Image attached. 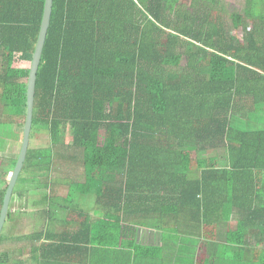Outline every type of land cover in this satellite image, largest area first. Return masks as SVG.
<instances>
[{
	"label": "trees",
	"instance_id": "obj_1",
	"mask_svg": "<svg viewBox=\"0 0 264 264\" xmlns=\"http://www.w3.org/2000/svg\"><path fill=\"white\" fill-rule=\"evenodd\" d=\"M45 2L0 0V124L22 117L24 127L30 67L16 62L33 58ZM245 2L227 16L223 0H54L31 133L44 130L48 144L29 147L22 172L73 175L70 188L132 242L144 219L169 216L175 232L213 248L181 264H264V248L261 261L247 254L259 250L250 238L264 244V0ZM84 215L90 232L114 234ZM233 216L241 229L226 234ZM14 251L0 250V263Z\"/></svg>",
	"mask_w": 264,
	"mask_h": 264
},
{
	"label": "crops",
	"instance_id": "obj_2",
	"mask_svg": "<svg viewBox=\"0 0 264 264\" xmlns=\"http://www.w3.org/2000/svg\"><path fill=\"white\" fill-rule=\"evenodd\" d=\"M245 1L223 0L227 6V15L231 16L242 10L243 7H239V4L245 5ZM40 147L42 146L34 148ZM37 178L34 179V188L26 190L25 204L13 209L19 216H13L9 221L8 228L13 230V242L7 243L3 252L10 249L15 250L14 254L18 252L17 257L14 255L15 264H181L190 258L196 260L203 249L205 255L200 258L214 254L213 248L208 249L207 243H203L205 239L199 241L203 245L197 246L196 237H182L179 232H175L179 225H175L177 222L169 216L144 219L136 228L135 241L132 242L131 230L125 226L121 228V223L108 221L106 212L103 214L101 210L97 211L96 203L87 210L81 207L86 201L85 194L78 188H70L71 180L67 174L47 173L44 179L43 176ZM42 180L44 184L40 183ZM42 186L45 187L44 190L40 188ZM85 211L94 220L105 218L107 224L114 223V234L108 235L106 227L101 226L94 227L90 232L88 224H85ZM152 219L158 226V221H165V229H161V226L155 228L156 223ZM236 220L233 216L231 223H236ZM224 227L225 231L229 229ZM67 234L74 238L73 243L58 240L65 238ZM24 236L27 241L22 242ZM107 236L112 238L109 242L114 241L111 245L97 242ZM17 237L20 238L18 242L15 241ZM86 240L88 242L84 245L82 242ZM221 254L224 256V252Z\"/></svg>",
	"mask_w": 264,
	"mask_h": 264
},
{
	"label": "rangeland",
	"instance_id": "obj_3",
	"mask_svg": "<svg viewBox=\"0 0 264 264\" xmlns=\"http://www.w3.org/2000/svg\"><path fill=\"white\" fill-rule=\"evenodd\" d=\"M187 1V0H185ZM228 1V0H227ZM233 1V0H232ZM239 2H243L244 0H238ZM239 7H244V3H240ZM229 9V8H228ZM232 9V8H230ZM232 12V11H230ZM230 14V13H228ZM228 16V15H227ZM241 27L238 26L237 28V32L238 34L242 33L241 32ZM31 62L32 59H28V60H22V61H18L16 62L17 66H22V67H30L31 66ZM22 121L23 118L22 117H17L15 122L12 123H7V124H0V188L4 185V180H8L10 178L11 173H6L5 170L9 169L8 165L11 162V159H14L16 157H18L19 152H20V148L22 145V141H23V125H22ZM69 136H68V140H69ZM48 143V135L47 132H45L44 130H39L37 131L36 128L33 131V137L31 138V142H30V146L31 147H37V146H45ZM225 160L221 159L220 163L225 164L224 162ZM57 166H59L60 168L56 169L58 171H67V169H70V165H69V160H58V162L56 163ZM185 165L188 168H192L195 169L197 167V153L194 151H187L185 152ZM43 176H45L47 174L46 171H44L43 173H41ZM33 175L30 171H23L20 177V180L17 182L15 189H14V193H13V197L11 200V205H10V210L12 211V218L13 216H19V213L17 211H13L14 207H19L20 205H24L25 204V200L27 198V191L31 188H34V186L36 185V182L33 179ZM44 179V178H43ZM40 183L44 184V180L40 181ZM43 190L45 189L44 186L40 187ZM22 192V194H20ZM22 195V196H21ZM86 199V198H85ZM86 199V201H84V205L81 206L84 209H88V207L93 208L95 203L92 200H88ZM11 220V218H8V220L5 223L4 229H3V239L0 243V250L3 252L4 251V246L8 245L7 243H12L13 242V230H9V221ZM232 225V226H231ZM236 227V228H235ZM227 228L231 229L229 230V232L231 233L234 229H241V226L238 224V221H236V223H231L230 226ZM234 228V229H233ZM224 231H225V227H224ZM227 231V230H226ZM225 231V233H226ZM227 234V233H226ZM226 238V237H225ZM224 238V242L223 243H228L232 244L233 242H229L228 238L225 239ZM20 240V238H16L15 241L18 242ZM251 243L253 245H255L256 247L258 246L259 250L257 251L258 254L256 253H252L253 251H249L247 254L249 257H252L254 254L256 255V258H258L260 256V253L262 251V248H264V244H262V241H258L254 240L253 238H250ZM27 241V237L24 236L22 237V242ZM243 238L240 237L238 238V242L242 243ZM203 245V244H202ZM233 251L228 252V255H231V257H239L241 256L242 252H237L235 251V248L233 247ZM205 250L203 249V251L201 252L200 257H203V255H205V253L203 254ZM223 253V252H222ZM18 252H16L15 254L13 253V255H10V260L6 261V262H1L0 264H15L14 262V255H16L17 257ZM262 255V254H261ZM198 257L197 259H203ZM198 262H200L199 260H196ZM216 264H221V263H216Z\"/></svg>",
	"mask_w": 264,
	"mask_h": 264
},
{
	"label": "water",
	"instance_id": "obj_4",
	"mask_svg": "<svg viewBox=\"0 0 264 264\" xmlns=\"http://www.w3.org/2000/svg\"><path fill=\"white\" fill-rule=\"evenodd\" d=\"M53 4H54V0H46L45 2V10L41 24V30L39 33V38L36 44V49L33 54L32 62L30 66L28 89H27V113H26L24 129H23V141L16 165L9 178L8 187L4 196L3 205L0 212V237L3 232L5 223L7 221L8 213L10 211L13 192L18 182L19 176L24 168L28 155V150L30 147L31 133L33 128V120H34L37 76H38L40 63L42 60V55H43V50H44L48 30L51 24Z\"/></svg>",
	"mask_w": 264,
	"mask_h": 264
},
{
	"label": "flooded vegetation",
	"instance_id": "obj_5",
	"mask_svg": "<svg viewBox=\"0 0 264 264\" xmlns=\"http://www.w3.org/2000/svg\"><path fill=\"white\" fill-rule=\"evenodd\" d=\"M252 257L255 258L256 255H253ZM260 257H261V253H260V256L257 258L258 260L261 261ZM197 260H199V261L201 262L203 259H197ZM225 261H227V260H225ZM197 262H198V261H197ZM198 263H199V262H198ZM222 264H223V263H222ZM238 264H239V263H238Z\"/></svg>",
	"mask_w": 264,
	"mask_h": 264
}]
</instances>
